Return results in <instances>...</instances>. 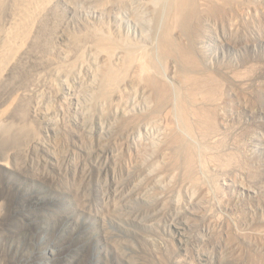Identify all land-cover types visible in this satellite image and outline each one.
Returning <instances> with one entry per match:
<instances>
[{"label":"rangeland","instance_id":"374dc122","mask_svg":"<svg viewBox=\"0 0 264 264\" xmlns=\"http://www.w3.org/2000/svg\"><path fill=\"white\" fill-rule=\"evenodd\" d=\"M196 3L195 37L166 1L43 9L0 75V264H264V0Z\"/></svg>","mask_w":264,"mask_h":264},{"label":"bare ground","instance_id":"6f19581e","mask_svg":"<svg viewBox=\"0 0 264 264\" xmlns=\"http://www.w3.org/2000/svg\"><path fill=\"white\" fill-rule=\"evenodd\" d=\"M51 1L52 0H0V75H1V73L3 71L4 66L6 65V63L9 60V58L11 57L13 51L21 44L22 38H26L30 34V32H31V30L33 28V24L37 22V20L39 19L43 9H45L46 6H48L51 3ZM164 1L170 2V7H171V10H172V14H173V17H170V19H171L170 21L171 22H168V23L169 24L170 23H172V24L175 23L176 25H180L184 29V31L186 33H190V34H192L193 37H195L196 34L198 33L197 22L199 21V18H200V10H199V8L197 6V3H196L197 0H155V3L158 4V3H162ZM213 1H217V0H213ZM214 4L216 5L217 2H215ZM214 4L211 7V11H216L218 9V7H216V6L219 5L220 3L217 4L216 6H214ZM7 6H9V8H10L12 16H11V19H10L9 23L6 25L4 19L2 18V14L5 11V9L7 8ZM220 6H219V8H220ZM167 9H168V6H167ZM6 10H8V9H6ZM169 10H170V8H169ZM171 10H170V12H171ZM160 15H161V13H160ZM171 32H172L171 28H169V29L167 28L166 29V33H165L166 35L163 37L162 43H161L162 44L161 45L162 46V48H161L162 50L161 51H163L162 53L167 54V55L170 54V56H171V53H173L175 51L179 53V51H180L178 49V47H180V46L176 45L175 42H173V40L171 39V36H170ZM36 40L37 41L42 40V37L40 36L39 39H36ZM181 48H182V46H181ZM195 48L196 47H195V45L192 42V44L189 47L183 48V50H181L182 52L180 51V53H182V56H180V57L185 62L184 65H186L188 67H192V68H195L197 66V64L200 66L199 62L197 61V59H196V57L194 55ZM167 55H165V56L167 57ZM178 55L179 54H177V56ZM128 57L129 58H127V59H128V64H129V62L131 63V61L134 59V55L132 54V52H129ZM175 57H176V55H175ZM140 61H141L140 62L141 63V66H140L141 67V71L148 73L150 71V69H151V66H152L151 62L149 61V58H147V57L145 58L144 57V59H142ZM182 61H181V63H182ZM127 67H128V65H127ZM188 67L186 68V70L189 69ZM189 72L192 73L193 71L192 72L189 71ZM189 72H186L185 74H187ZM115 73L112 72V71H109L107 73L106 81L108 83V86L109 85L112 86L113 84H116L115 81H116V79H118V76H119L118 74L119 73H117V72H115ZM188 75L185 76L186 80H187L186 83L187 84L188 83L193 84V86L197 87L198 85L195 84V82H197V80L192 78L191 76H188ZM193 75H195V74H193ZM151 78H153V77H151ZM208 80H209V78H208ZM156 83H157V81H156ZM190 84H188V85H190ZM197 84H199V82H197ZM162 85H164V84H162ZM164 87H165V85H164ZM164 87H163V89H164L163 92H164V95H165L166 94V90L168 91V89L165 90L166 87L165 88ZM191 87H192V85H191ZM201 87H206V86H201ZM208 87H210V86H208ZM157 88H159V87H157ZM201 89L205 90L204 88H201ZM207 89H209V88H207ZM189 91L190 90H188L187 92H189ZM190 92H191V95H190ZM190 92L188 93V95H190L189 96V100L185 99V98H181L180 101H179V104H176V105H178V110H179V112H180V114L182 116L183 122L185 124L184 126H186L187 129L192 130L193 129V124H195V122L192 123V120L194 118H197L198 123H199V124L198 123L197 124L201 128L204 127V126L205 127L209 126V125L211 126L213 118L215 117L214 115H213L214 117H212L211 113H213L214 110L210 113V111L208 110L207 107H206L207 109L194 107L195 105L193 106L192 103H193L194 97L197 94V92H194L193 90H191ZM213 92H214V90H213ZM213 92H211V93H213ZM168 93H169V91H168ZM162 94L163 93H161V96H162ZM205 99H207V98H205ZM195 102H196V100H195ZM212 108H210V109H212ZM1 122L2 121L0 120V125L2 124ZM3 122H5V121H3ZM187 129H186V131H187ZM182 141H185V140L181 139V142ZM209 152H211V151H209ZM185 156H186V162L185 163H186V169H187V172H188V176L189 175L192 176L193 172H194V166H195V163L197 161V159H196L197 156H196L195 150H194V148L192 146L188 145L185 148ZM222 160H224V159H222ZM221 163H223V162H221ZM196 179L197 178H195V180Z\"/></svg>","mask_w":264,"mask_h":264}]
</instances>
